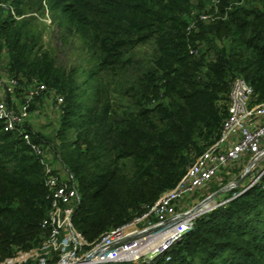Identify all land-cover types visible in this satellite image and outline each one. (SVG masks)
Listing matches in <instances>:
<instances>
[{"label": "trees", "instance_id": "obj_1", "mask_svg": "<svg viewBox=\"0 0 264 264\" xmlns=\"http://www.w3.org/2000/svg\"><path fill=\"white\" fill-rule=\"evenodd\" d=\"M27 1L0 0V77L4 67L21 82L37 77L63 98L55 142L33 139L76 177L73 221L91 242L142 215L220 138L235 78L264 102V0H219L227 17L209 22L199 14L213 0H30L38 11L49 2L64 43L81 41L84 80L44 50L31 18H15ZM243 189L164 254L121 264H264V176L235 196ZM49 208L38 157L0 130V261L40 245Z\"/></svg>", "mask_w": 264, "mask_h": 264}, {"label": "built area", "instance_id": "obj_2", "mask_svg": "<svg viewBox=\"0 0 264 264\" xmlns=\"http://www.w3.org/2000/svg\"><path fill=\"white\" fill-rule=\"evenodd\" d=\"M213 1L218 2L213 4L216 11L214 14L209 11L201 14L193 11L192 14H199V18L205 22L225 19L227 14L222 16L218 9L220 1ZM248 1L257 0H239L236 4ZM193 27L194 24H191L189 29ZM49 92L45 83L36 80L21 82L10 75L0 77V130L20 137L44 167L50 208L42 222L45 231L43 243L58 256V261L50 263L46 258H41L38 264H121L150 261L168 251L186 232L193 229L198 217L217 207H195L188 213L179 209L183 200L210 183L222 168L249 157L242 176L250 173L251 179L234 181L225 186L227 190L244 188L236 196L259 183L264 176V168L257 170L264 158V102L255 103L253 86L244 77H237L232 82L228 115L223 122L220 138L197 156L177 185L148 206L142 215L104 232L92 242L90 250L83 251L86 239L73 221L76 208L82 201L77 179L69 170L68 180L56 172L51 157L40 143L34 141L29 126L33 105ZM223 202L221 203L224 204ZM65 206L74 208L69 216L62 213ZM143 222L148 227L138 230L136 226ZM155 228H159V231L152 233ZM26 252H21L11 260L15 261Z\"/></svg>", "mask_w": 264, "mask_h": 264}, {"label": "rangeland", "instance_id": "obj_3", "mask_svg": "<svg viewBox=\"0 0 264 264\" xmlns=\"http://www.w3.org/2000/svg\"><path fill=\"white\" fill-rule=\"evenodd\" d=\"M217 1H213L215 4ZM31 1L26 2V6H22L20 10L17 12H13L15 18L17 20H22L24 18H31V24L33 25L34 32L39 34V43L44 46V50H50L54 54L58 55L59 62L62 65L70 68L71 66L78 65L80 70V80H84L86 77L85 73H82L84 68H88L87 59L84 60L85 55L82 53L80 49L81 41L78 38L73 37L69 38L68 42L64 43L61 39V34L63 30L59 27L58 21L54 19V13L50 9L49 2H44L43 9L38 11L36 8L31 6ZM218 3V2H217ZM247 4V3H245ZM6 5L14 7L12 2H7ZM0 7V16L1 18H8V14L4 12V8ZM207 10L209 13L214 14L215 8H212V5L207 6ZM75 41V42H74ZM67 44V45H66ZM152 52V47L146 46L141 49V56H145L147 53ZM8 58V57H7ZM6 61V56H5ZM9 59L7 60V63ZM4 71L2 72V76L10 75L8 73L7 68L4 67ZM11 76V75H10ZM34 80L40 81L37 77H34ZM62 103L63 98L61 96L56 95V90H51L50 92L45 94L43 97L36 100L35 104L32 108V115L29 122V126L33 135L45 136L54 143L56 140V132L60 126V119L62 113ZM46 152L51 157V161L53 163L54 168L57 173H60L62 177L66 180L69 179L68 169L58 156H56L52 150L51 146L46 147ZM249 162V157L246 156L240 162L233 164L231 166H227L222 168L221 172L208 184L204 185L200 188L194 195L187 197L183 200L180 211L184 213H188L192 208L199 207L203 209H207L209 206L217 207L221 206V202L226 200L228 196L229 190L225 189V186L234 181H248L251 179V174L248 173L244 177L243 172ZM264 168V158L261 160L258 165L257 170H262ZM237 190L238 188H233L232 190ZM230 190V191H232ZM161 193V195L157 198L159 199L165 192ZM214 194V195H213ZM213 195L212 197H210ZM236 196V195H235ZM229 200V199H227ZM204 203V205H203ZM224 203V202H223ZM208 206V207H207ZM216 207V208H217ZM74 208L72 206H65L62 208V213L64 216H69L71 212H73ZM214 210V209H213ZM212 211V210H211ZM204 215V214H203ZM202 216V215H201ZM138 230L146 229L148 224L143 222L142 224L136 226ZM78 229V228H77ZM79 230V229H78ZM80 231V230H79ZM159 228H155L152 230V233H157ZM81 232V231H80ZM82 233V232H81ZM103 234V233H102ZM101 234V235H102ZM100 235V236H101ZM100 236L98 238H100ZM97 238V239H98ZM86 241L84 244L83 251L90 250L92 247V242L89 241L85 237ZM164 254V253H163ZM41 258H46L48 262L55 263L58 261V256L52 252L50 248L46 246V243L42 242L40 245L33 248V250H28L26 253L22 254L19 258L14 260L6 259L4 261H0V264H38ZM152 261V260H151ZM146 262V261H145Z\"/></svg>", "mask_w": 264, "mask_h": 264}, {"label": "bare ground", "instance_id": "obj_4", "mask_svg": "<svg viewBox=\"0 0 264 264\" xmlns=\"http://www.w3.org/2000/svg\"><path fill=\"white\" fill-rule=\"evenodd\" d=\"M203 205H204V203H203ZM205 206V205H204ZM208 207V206H207Z\"/></svg>", "mask_w": 264, "mask_h": 264}]
</instances>
